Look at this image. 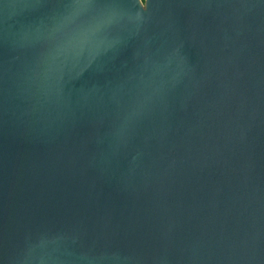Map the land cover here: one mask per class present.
<instances>
[{"label": "water", "instance_id": "obj_1", "mask_svg": "<svg viewBox=\"0 0 264 264\" xmlns=\"http://www.w3.org/2000/svg\"><path fill=\"white\" fill-rule=\"evenodd\" d=\"M0 264H264V0H0Z\"/></svg>", "mask_w": 264, "mask_h": 264}, {"label": "trees", "instance_id": "obj_2", "mask_svg": "<svg viewBox=\"0 0 264 264\" xmlns=\"http://www.w3.org/2000/svg\"><path fill=\"white\" fill-rule=\"evenodd\" d=\"M143 1V0H142Z\"/></svg>", "mask_w": 264, "mask_h": 264}]
</instances>
